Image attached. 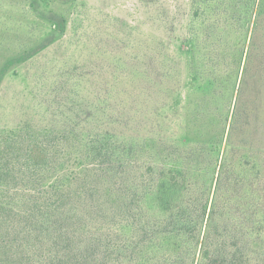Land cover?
Masks as SVG:
<instances>
[{"label": "rangeland", "instance_id": "obj_1", "mask_svg": "<svg viewBox=\"0 0 264 264\" xmlns=\"http://www.w3.org/2000/svg\"><path fill=\"white\" fill-rule=\"evenodd\" d=\"M258 5L264 12V0H0V166L18 168L22 142L48 135L54 170L40 176L57 202L45 209L56 211L51 186L67 175V194L83 185L84 144L99 137L125 163L128 191L141 196L136 225L124 227L114 212L109 224L96 216L87 224L96 241L82 264H192L200 249L192 242L207 234L215 242L213 224L219 238H233L235 264H264V134L257 127L254 148L226 140ZM35 6L64 16L66 31L49 42L54 28ZM259 95L242 107L264 117ZM171 166L187 179L185 230L145 196ZM0 178V264H35L49 253L48 231L26 229L17 214L33 185L17 171ZM71 205L64 197L62 214ZM166 235L180 248L164 247Z\"/></svg>", "mask_w": 264, "mask_h": 264}, {"label": "trees", "instance_id": "obj_2", "mask_svg": "<svg viewBox=\"0 0 264 264\" xmlns=\"http://www.w3.org/2000/svg\"><path fill=\"white\" fill-rule=\"evenodd\" d=\"M35 11L48 20L54 28L49 42L55 37L61 36L66 31L67 21L61 14L51 10L41 11L38 6H35ZM251 25V34L248 37V43L243 55V66H241L236 104L234 112L232 113L226 140L229 145H238L241 147L251 146L254 148L252 143H258L256 138L257 127L264 134V117L261 114L257 116L256 112L249 113L250 111H248L254 108L251 105H255V98L260 96L259 93L264 92V12L261 5H258ZM249 96H251V105L242 107L244 97ZM242 114L244 115L242 116ZM44 136L45 138H42L38 143H31L27 139L22 142V144H26L23 154L20 155L22 162L18 163V168L15 166L16 170L8 166L10 162L4 165L2 164L0 166V176L17 171L19 175L28 178L27 180L33 185V189L29 190L23 196L22 205L17 206V214L24 216L23 220L26 226L30 224L26 229L32 227L36 231V226L41 225L48 231L46 237L51 242H44L42 246L46 245L49 253L46 257L47 253L39 251L40 257L35 264H56L58 262L82 264L81 260L87 263L94 252L91 245L96 241L93 235L90 234V231L85 230L87 224L94 220V216L102 224H109V214L114 212L118 217L117 221L119 220L121 223H124V227L136 225L137 215L134 212L139 210L140 203L136 207L135 202L141 196L137 192L132 193L128 191L130 188L125 184V176L129 171L124 167L126 166L125 163L122 164L119 160L114 159L107 144L98 137L97 140L92 138L88 140V143L84 144L80 160L83 185H80L71 194H67L65 189L68 183L70 184L69 181L72 178L69 175H67L66 179L65 176L63 179L59 178L55 186H51L54 193L57 191L60 194V201L56 207V211L45 209L55 206L57 202L53 203L51 201L52 196L45 194L49 193V190L45 191L43 189V183L48 186L50 182L44 181L40 176L46 171L54 170L52 161L54 155L50 154L46 147V137L48 135ZM258 147L260 146L258 145ZM3 166H8L7 171H5L6 168H3ZM177 172L181 177H178ZM91 179L93 181L90 184ZM101 179L103 180L100 181ZM154 182L155 185L145 193V196L150 198L152 204L161 213L170 214L173 215V218H178L177 220L172 218L176 223L178 222L176 227H181L179 225L181 222L188 224L190 222L191 217L189 218V215L191 216V212L184 206H181L184 202L183 197L185 191L187 190V179L176 167L171 166L161 168L157 172ZM51 185H54V183ZM113 188L115 190H112ZM137 188H139V185L131 187L134 190H137ZM64 197L69 202L71 200L72 205L67 213L62 214V199ZM200 208L204 214L208 206L205 203L200 205ZM4 209L2 208L0 212H3ZM211 213H213L212 210ZM66 219H68L71 225L69 233H64L61 229L64 227L63 224L67 221ZM117 221L113 220L112 223ZM77 226L84 228L86 231V248L91 249L88 255H86L84 246L79 243L76 237V233L79 231ZM186 226L190 227L188 224L182 225V228L185 230L188 228ZM212 226L215 242L208 241V234L202 240L196 239L195 243L192 242L195 246L200 244L199 258L192 264H235V254L232 253L237 247L231 241L233 238L224 235L219 238L220 234L216 230L217 226L215 224ZM23 232H25V229ZM176 235L180 238V236L186 235V232H179ZM169 236H165L163 244L164 247H172L170 249L172 253L179 245H177L178 242L176 239L173 242L174 239L171 238V235ZM51 247H56V249L51 251ZM140 264H143V262L141 261Z\"/></svg>", "mask_w": 264, "mask_h": 264}]
</instances>
